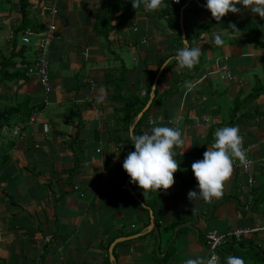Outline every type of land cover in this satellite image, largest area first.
<instances>
[{"label": "crops", "instance_id": "1", "mask_svg": "<svg viewBox=\"0 0 264 264\" xmlns=\"http://www.w3.org/2000/svg\"><path fill=\"white\" fill-rule=\"evenodd\" d=\"M19 1L0 0V264H183L188 258L206 257L208 230L256 223L264 227V94L243 101L258 82L264 85V46L256 44L255 33L231 32L228 25L216 24L207 36L196 35L213 17L206 8L187 15L205 4L189 0L184 25L186 33L199 38L195 47L200 48L201 64L196 70L180 68L173 59L163 66V60L185 46L179 31L169 26L166 5L148 11L122 0L121 26L110 32V49L96 29L105 20L107 0H58V31L49 52L53 89L47 94L27 74L33 49L16 39L23 23ZM41 1L29 0L28 20L33 23ZM225 16L245 26L264 23L248 8ZM116 22L114 18L112 24ZM213 31L223 33L220 54ZM261 33L264 42V27ZM224 61L231 79L220 71ZM122 64L127 71L119 91L108 83L107 73L118 76ZM161 69L154 99L162 101L153 99L145 123L152 117L153 126L180 128L184 142L175 146L179 167L170 188L156 193L130 182L133 192L146 199L144 207L129 202L127 190L132 191L122 184V161L134 145L121 109L123 99L132 96L139 99L135 108L147 105ZM4 71L17 75L5 77ZM91 82L99 88L93 90ZM174 86L178 91L167 95ZM100 96L103 100L97 102ZM8 110L12 114L4 117ZM33 114L36 119L15 134L17 120L27 121ZM224 126L239 127L253 164L247 172L233 164L221 197L192 202L187 193L196 190L198 181L191 164L203 158L215 130ZM254 190L261 205H250ZM224 196L231 198L218 205ZM135 235L115 245L112 260V243ZM257 251L264 252V229L241 245L225 247L222 264L229 255H245L247 264L262 261L264 254Z\"/></svg>", "mask_w": 264, "mask_h": 264}, {"label": "clouds", "instance_id": "2", "mask_svg": "<svg viewBox=\"0 0 264 264\" xmlns=\"http://www.w3.org/2000/svg\"><path fill=\"white\" fill-rule=\"evenodd\" d=\"M136 9L143 5L148 11H156L165 7L164 0H131ZM239 5V7L237 6ZM204 7L211 12V16L221 22L227 13H238L248 8L254 14L264 18V0H205ZM219 25V24H217ZM231 32L239 29L235 23L226 28ZM223 33L213 31V42L217 46L224 45ZM201 51L199 47H190L185 40V46L176 50L175 56L163 60V66H168L174 59L178 67L191 69L199 62ZM191 90L192 84H187ZM103 96L97 98L101 102ZM134 150L128 152L122 161V167L130 177V182L138 184L145 190L158 192L167 190L174 184L173 174L179 165L175 159V146L183 144L182 130L167 125L153 126L149 132L135 134L129 132ZM214 142L207 146L203 158L191 164L198 184L196 190H190L187 198L190 201L202 199L210 201L222 196L223 183L231 176L233 160L238 158L246 164V154L242 150V136L238 126H224L215 130ZM227 264H245L243 257L229 255ZM183 264H219L216 255L208 257L197 256L188 258Z\"/></svg>", "mask_w": 264, "mask_h": 264}, {"label": "trees", "instance_id": "3", "mask_svg": "<svg viewBox=\"0 0 264 264\" xmlns=\"http://www.w3.org/2000/svg\"><path fill=\"white\" fill-rule=\"evenodd\" d=\"M189 0H181L179 4H175L173 3L172 0H164V3L166 5V7L163 9V12L168 16V22H169V26L173 29V30H178L180 33L179 36V40L181 42H183V38H182V30H181V24H180V14H181V10L182 8L186 5V3ZM108 2V8H107V13H106V17L104 22H98L96 24V29L97 32H99L100 34H102L108 41L109 47L111 49V41H110V32L114 29L120 28L121 26V15H119L118 13L121 12L123 10V6H122V0H107ZM173 5H172V4ZM20 4V11L22 12L23 15V23L20 29L16 30L17 32V36L16 39L20 37L21 32L27 28L28 26H33V27H39V24L37 23H33L31 21L28 20V13H29V0H20L19 1ZM205 8L204 5L203 6H198L196 8H192L193 10L197 11V10H201ZM172 11H175L177 16L174 17V15L172 14ZM116 18L117 22L115 25L112 24V20ZM230 23H235L237 26V28L239 29V31H250L255 33V40H256V44L260 45V46H264V42L262 41V33L261 30L264 27V23H254V24H249V25H242L239 22H236L235 20H232L230 18H227L226 16L222 17V21L221 22H217L214 18L209 20L207 22V24L203 25V28L207 25V27H211L212 25H216V24H221V25H229ZM41 27V26H40ZM135 29H138L137 25L134 27ZM200 29L198 30V34L196 33V35H200L202 33L199 32ZM198 37V36H195ZM195 37H193L190 33H187V39H188V46L190 47H195L197 44L198 39H195ZM14 39V40H16ZM20 41V39H19ZM22 43V42H21ZM22 47H28L29 45L23 44L22 43ZM23 50V48H22ZM201 56L199 58V62L197 64L194 65V70L198 69L200 64H201ZM3 66H5V62H2ZM127 71V68L124 64H122V67L120 69V74L118 76H116L114 73H112L111 71H108L107 73V80L108 83L115 85V87L119 88V91L121 90V88L123 87L125 80H126V76L125 73ZM5 72V71H4ZM8 72H5L4 76L5 77H15L17 74H8ZM162 76L159 78V82L161 81ZM154 81V80H153ZM153 81L151 83V86L153 85ZM178 91V87L174 86L172 89H170L167 93V95H174L176 92ZM264 94V85L260 84L258 82V84L255 86L253 93H251L249 95L248 98L243 99V101H248L254 98H257L261 95ZM125 101V105L124 107L121 109L123 112V120L125 122V128H132V132L135 134H142L143 133V128L147 125L145 122V115H143L142 118L137 119L138 114L140 113V111L144 108V106L146 104H144V106H142L141 108H135L136 105L139 103V99L137 96H132L129 99H123ZM154 101H162L161 99H154ZM239 101L236 100V106L234 108V111L237 110V108L239 107ZM11 110H8L4 113V117H6L10 113ZM148 111V110H147ZM233 112V111H232ZM147 113V112H146ZM258 114H260L261 112H257ZM30 118V117H29ZM28 118V119H29ZM28 121V120H27ZM27 121H23L21 119H19V121L17 120V122H27ZM80 166L77 165L76 169L72 170L73 172L79 170ZM122 178H123V186L127 188V178L129 177V175L126 173V171L123 169L122 167ZM133 189V187H132ZM128 191V196L131 197L129 199V202L132 203L133 205H143L144 207H146L148 205L146 199L144 198L143 194L140 192H129ZM133 191H135V189H133ZM262 191L264 192V188H262ZM132 193V194H131ZM258 193L254 190L251 191V201H250V205H252L254 202H257L259 197L257 196ZM258 197V198H257ZM231 198V196H225L224 198H222L217 204L219 205L222 201ZM136 199V200H135ZM154 201H158L157 199H154ZM152 209V208H150ZM257 225L255 226H249V225H242V226H246V227H256V226H261L260 223H256ZM240 227V226H239ZM232 228H237V227H232ZM231 229V228H230ZM262 230V229H261ZM260 230V231H261ZM258 231L246 236L245 238H243V240L239 241V242H230L228 246L230 245H235V244H243L244 241L250 237L253 236L255 233H257ZM259 254H264V252H258ZM242 257L245 260V264H247V260H246V256L242 255ZM223 260L221 259V263ZM254 264H264V258L262 259V261H255Z\"/></svg>", "mask_w": 264, "mask_h": 264}, {"label": "built area", "instance_id": "4", "mask_svg": "<svg viewBox=\"0 0 264 264\" xmlns=\"http://www.w3.org/2000/svg\"><path fill=\"white\" fill-rule=\"evenodd\" d=\"M172 1L175 4H179L181 0ZM18 7L20 9L19 2ZM58 12V0H42L40 3H38V7L35 8L33 12V17L36 20V23L40 24L39 27L35 28L33 26H28L21 32L19 37L20 42L29 45L35 54L32 62L26 66L27 74L32 80L38 82L45 89L47 94L53 89L49 52L58 31V25L56 22V16L58 15ZM224 60L226 61V59ZM225 61L222 65H220V71L226 76V78L231 79L234 75L229 64ZM90 86L93 90L99 88L96 82H91ZM97 114L101 115V111L98 110ZM36 116V114L31 115L28 121L33 122L36 119ZM154 122V118H149L147 125L143 128V132H147L148 127L153 126ZM23 125L24 122H18L15 124L14 133L19 134ZM242 150L246 154V164H242L238 158L233 160V164L237 168L247 172L250 170L253 160L250 155L249 147L242 146ZM247 183L250 187H252L254 183L253 178L250 177ZM261 229H264V227L258 225L253 228L240 226L237 228L228 229L226 231H221L218 229L206 231L205 244L208 248L206 257L210 255H216L219 258V264H222L220 252H222V250L227 247L230 242H239L246 236Z\"/></svg>", "mask_w": 264, "mask_h": 264}, {"label": "water", "instance_id": "5", "mask_svg": "<svg viewBox=\"0 0 264 264\" xmlns=\"http://www.w3.org/2000/svg\"><path fill=\"white\" fill-rule=\"evenodd\" d=\"M185 7V6H184ZM184 7L182 8L181 10V14H180V24H181V30H182V38H183V41L185 43V40H187V44H188V39H187V33H186V29H185V25H184ZM162 73V69L158 72L155 80H154V84H153V87H152V95H151V99L149 100V102L147 103V105L145 106V108L139 113L137 119H140L143 117V115L145 114V112H147V110L151 107L152 105V102H153V99H154V96H155V91L157 89V85H158V79H159V76L161 75ZM128 187L131 189V191L133 192L131 186H130V177L127 178V181H126ZM155 228H157L156 225H153ZM151 229V226L149 228V230ZM135 238V237H138V235H135V236H132V237H120L118 239L115 240V242L112 243L111 247H110V256H111V259L114 260V254H113V250H114V247L117 243H120V242H124V241H127V240H130L131 238Z\"/></svg>", "mask_w": 264, "mask_h": 264}, {"label": "rangeland", "instance_id": "6", "mask_svg": "<svg viewBox=\"0 0 264 264\" xmlns=\"http://www.w3.org/2000/svg\"><path fill=\"white\" fill-rule=\"evenodd\" d=\"M201 10H202V9H201ZM198 11H199V10H197V11H195V10H192V11H191V10H190V11L187 12V15L194 16V15H196L197 13H199ZM191 13H192L193 15H192ZM205 24H207V23H205ZM203 25H204V24H203ZM203 25H202L201 27H199V28H200V31H199V32L202 33V35H204V36H205L206 34H210V32L212 31L211 29H212L213 27H212V28H211V27H207V25H206V26L203 28ZM199 28H198V30H199ZM198 30H197L195 33L198 34ZM195 33L193 34V36L195 35ZM206 36H207V35H206ZM194 37H195V36H194ZM195 39H198V38L195 37ZM198 41H199V39H198ZM215 50L217 51L216 53L220 54L221 51H222V47H221V46H217V47L215 48ZM222 58L228 60V56H226V55L223 56ZM224 197H225V196H224ZM224 197H223V198H224ZM261 201H263V200H261ZM261 201H260V202L257 201V202L255 203V206L261 205V204L263 203V202H261ZM207 252H208V248H207V246H206V255H207Z\"/></svg>", "mask_w": 264, "mask_h": 264}, {"label": "bare ground", "instance_id": "7", "mask_svg": "<svg viewBox=\"0 0 264 264\" xmlns=\"http://www.w3.org/2000/svg\"><path fill=\"white\" fill-rule=\"evenodd\" d=\"M34 6V5H33ZM235 20V19H234ZM40 25V24H39ZM238 26V25H237ZM37 28V27H36ZM192 32V31H191ZM30 50V49H29ZM239 106V105H238ZM238 109V108H237ZM231 114V113H230ZM234 116V115H233ZM238 173V172H237ZM256 203V202H255Z\"/></svg>", "mask_w": 264, "mask_h": 264}]
</instances>
